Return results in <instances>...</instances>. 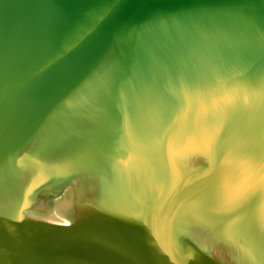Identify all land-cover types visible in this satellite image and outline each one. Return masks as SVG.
<instances>
[{
    "label": "water",
    "instance_id": "water-1",
    "mask_svg": "<svg viewBox=\"0 0 264 264\" xmlns=\"http://www.w3.org/2000/svg\"><path fill=\"white\" fill-rule=\"evenodd\" d=\"M0 264H264V0H0Z\"/></svg>",
    "mask_w": 264,
    "mask_h": 264
}]
</instances>
